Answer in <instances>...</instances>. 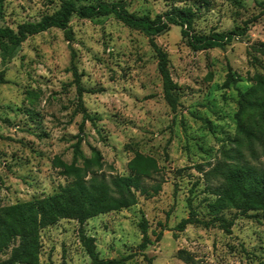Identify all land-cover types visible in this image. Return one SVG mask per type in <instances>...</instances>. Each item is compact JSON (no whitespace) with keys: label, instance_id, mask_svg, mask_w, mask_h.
<instances>
[{"label":"rangeland","instance_id":"rangeland-1","mask_svg":"<svg viewBox=\"0 0 264 264\" xmlns=\"http://www.w3.org/2000/svg\"><path fill=\"white\" fill-rule=\"evenodd\" d=\"M97 1H121L128 13L149 19L171 7H191L195 35L239 31L249 22L246 32L223 49L193 51L179 27L172 25L154 37L167 55L179 103L174 112L162 98L147 37L112 15L70 17V41L56 29L28 37L15 49L0 85V207L50 195L64 185L67 180L52 161L56 157L71 162L79 134L80 152L89 157L90 149L96 150L104 175L127 174L125 165L136 151L155 159L157 179L162 180L154 197H139L135 205L98 215L81 226L93 238L100 259L131 255L125 264H189L178 256L183 251L195 264H259V212L224 211L223 217L233 221L228 232L217 226L187 225L181 232L173 227L187 217L188 204L197 218L209 219L206 204L212 197L196 166L203 172L210 169L233 135L235 87H246L245 77L253 72L264 74V58L258 56V64L252 66L248 55L251 44L264 42V0H210L207 7L197 0L79 3ZM58 4L59 0H3L0 26L14 29L37 21ZM227 71L241 81L223 88ZM76 82L91 121L82 120L77 110ZM141 219L150 244L139 252ZM78 228L75 221L62 219L42 229L38 264H87ZM8 251L0 254V261Z\"/></svg>","mask_w":264,"mask_h":264},{"label":"trees","instance_id":"trees-1","mask_svg":"<svg viewBox=\"0 0 264 264\" xmlns=\"http://www.w3.org/2000/svg\"><path fill=\"white\" fill-rule=\"evenodd\" d=\"M2 1L0 0V15ZM197 1L200 6L207 7L210 0ZM106 15H112L127 28L139 31L147 37L156 60L155 68L160 77L162 98L171 112L176 110L179 103L168 74L167 55L154 42V37L164 33L172 25L179 27L180 36L185 38L193 51L223 49L233 38L237 39L246 32L249 22H244L239 31L195 35L191 30L194 19L191 7H171L163 14L149 19L147 16L138 17L128 13L121 1L82 4L79 0H59L55 11L41 16L37 21L23 22L14 29L0 26V85L5 83L6 65L13 57L15 49L28 37L56 29L66 41H70V17L92 19ZM249 50V62L252 66L258 64V56L264 58V42L251 44ZM72 75L76 77L74 70ZM239 81L240 77L227 71L222 86L228 88ZM245 82L248 85L243 89L235 87L233 135L219 149V158L210 169L203 172L201 166H196L204 179L206 192L212 197L206 204L209 219L197 218L188 204L187 217L182 218L173 230L181 232L187 225H197L203 228L217 226L228 232L233 221L232 218L223 217L224 211L232 210L234 215L259 212L262 229V255L259 264H264V74L253 72L245 77ZM76 90V107L81 119L91 121L82 106V89L77 82ZM75 138L71 162L64 163L56 157L52 161L58 174L67 180L64 185L50 195L0 207V254L9 248L7 257L0 264H38L40 231L62 219L73 220L78 224V239L89 260L87 264H125L132 257L125 255L117 259H100L93 238L86 236L81 226L98 215L131 207L139 197H154L162 183L161 178L157 179L159 167L154 158L135 151L125 165L127 174L104 175L101 172L99 153L91 148L89 157L83 156L79 150V134ZM138 228L141 241L136 248L142 252L150 244L143 219ZM159 237L160 233L155 236V240H159ZM178 256L185 263L195 264L183 251L178 252Z\"/></svg>","mask_w":264,"mask_h":264}]
</instances>
